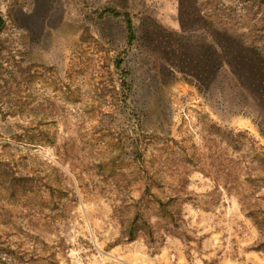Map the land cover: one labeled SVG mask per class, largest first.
Returning <instances> with one entry per match:
<instances>
[{
    "label": "rangeland",
    "instance_id": "rangeland-1",
    "mask_svg": "<svg viewBox=\"0 0 264 264\" xmlns=\"http://www.w3.org/2000/svg\"><path fill=\"white\" fill-rule=\"evenodd\" d=\"M108 4L133 10L131 45L123 17H90ZM0 16V264L264 259L262 0H0ZM14 173L33 177L16 196ZM139 209L153 236L131 239Z\"/></svg>",
    "mask_w": 264,
    "mask_h": 264
},
{
    "label": "trees",
    "instance_id": "trees-1",
    "mask_svg": "<svg viewBox=\"0 0 264 264\" xmlns=\"http://www.w3.org/2000/svg\"><path fill=\"white\" fill-rule=\"evenodd\" d=\"M264 2V0H262ZM90 17H105V16H116V17H123L125 19V24H126V28L128 31V35H129V44L131 45L136 39H137V28H136V24L134 22V12L131 9H121L118 8L114 5L108 4L103 6L102 8H97L94 11H90L89 13ZM5 24V19L3 16H0V29H2V27ZM122 61H119V66H122ZM122 73H123V80H124V85L127 88V92L125 93V97L124 100L127 101L128 97L130 96V93L132 91V85L128 79V74H129V70L125 67H122ZM126 105H128V103L126 102ZM139 116V114H136ZM44 132L46 133V135L49 133L47 130H44ZM112 141V140H111ZM113 146L115 148H117L119 150V152H117V154H115L113 160L115 161L116 158L118 156H120L121 151L124 150V148L126 147L125 143L123 142V140L119 139V140H114L112 142ZM119 159V157H118ZM112 160V159H111ZM108 161H104V164H107ZM116 163L113 164L111 167H115ZM53 168V174L55 175V182L56 185H53L51 182V174L50 173H46V175H43L42 178H48V180H46V184L51 188V192L53 194H55L56 192L59 193L60 195H64L66 193V190L63 188L61 181L59 179L58 174L56 173V169L54 167ZM55 172V173H54ZM135 174L136 177H139L141 179H146V183H147V190L149 193H153L152 192V184L149 182L150 177H156V175L154 174H150L149 169L145 168V167H139V169L135 170ZM33 177H29V175H17V174H12L11 178H8L6 181L8 182L9 188L12 189V195L16 196L15 191L17 189H20L21 187H26L29 184H32L33 182L31 181ZM156 196H158V200H162L163 198L162 196H159V194H155ZM163 210L167 211L168 213L170 212L168 210V208H166V203L163 202ZM139 227H145L147 232L153 236V230H152V225L149 221V218L146 216V214L141 210H137V212L130 218L129 223L125 229L126 234L131 238H135L136 234H137V230Z\"/></svg>",
    "mask_w": 264,
    "mask_h": 264
},
{
    "label": "bare ground",
    "instance_id": "bare-ground-1",
    "mask_svg": "<svg viewBox=\"0 0 264 264\" xmlns=\"http://www.w3.org/2000/svg\"><path fill=\"white\" fill-rule=\"evenodd\" d=\"M252 238V235L250 236V240ZM249 259L254 263V264H264V259L255 252H250L248 254ZM232 251L231 249H228V251L226 252V255L224 257V263H229L232 262ZM120 264H125V262H121Z\"/></svg>",
    "mask_w": 264,
    "mask_h": 264
}]
</instances>
